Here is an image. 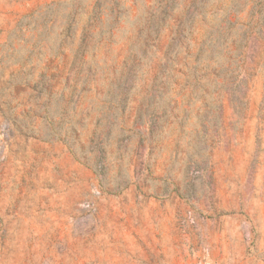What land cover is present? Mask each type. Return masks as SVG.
Wrapping results in <instances>:
<instances>
[{"label":"rangeland","instance_id":"rangeland-1","mask_svg":"<svg viewBox=\"0 0 264 264\" xmlns=\"http://www.w3.org/2000/svg\"><path fill=\"white\" fill-rule=\"evenodd\" d=\"M204 258L264 264V0H0V264Z\"/></svg>","mask_w":264,"mask_h":264},{"label":"built area","instance_id":"built-area-1","mask_svg":"<svg viewBox=\"0 0 264 264\" xmlns=\"http://www.w3.org/2000/svg\"><path fill=\"white\" fill-rule=\"evenodd\" d=\"M84 207H86V208H91V207H93V204H92V203H86ZM203 263H204V264L206 263V259H205V258H204Z\"/></svg>","mask_w":264,"mask_h":264}]
</instances>
